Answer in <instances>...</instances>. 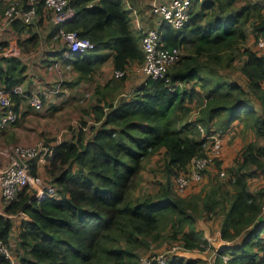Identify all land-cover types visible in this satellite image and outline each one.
I'll return each instance as SVG.
<instances>
[{
	"label": "trees",
	"instance_id": "trees-1",
	"mask_svg": "<svg viewBox=\"0 0 264 264\" xmlns=\"http://www.w3.org/2000/svg\"><path fill=\"white\" fill-rule=\"evenodd\" d=\"M125 1L68 0L75 15L60 27L94 44L72 59L79 80L90 78L110 58L114 70L142 62V35L135 36ZM30 2L20 0L21 8H30ZM235 3L193 0L183 27L155 25L160 46L182 52L168 69L167 79L146 77L129 99L109 103L105 110L93 108L98 126L92 128L91 138L84 137L81 127L69 140L47 143L46 175L56 193L37 198L24 187L0 206V243L21 264H138L134 249L146 245L147 239L156 240L161 226L180 233L177 242L184 250L201 249L194 228L198 213L207 220L222 217L224 244L212 264H264L263 198L250 191L252 179L264 173V48L259 47V40H264V2L247 0L239 9H234ZM32 6L36 10L32 24L10 23L19 33H31L19 42L25 47L37 44L34 31L44 18L51 19L44 0H34ZM250 23L259 51L245 46ZM57 29L56 25L50 29L47 38L61 43V57L66 47L53 39ZM5 47L6 43L0 44L1 50ZM24 71L18 58H0V87L9 90L20 85ZM237 74L246 79V87ZM192 81L199 83L201 92L182 87ZM193 98L202 103L194 120L186 121L191 108L185 103ZM20 99L15 98V111ZM252 102L260 104L261 115ZM236 121L244 122L256 139L245 145L233 165H221L229 172L228 181L215 184L216 189L210 188L204 196L180 197L173 181L203 151L198 125L207 135L218 133L224 138ZM155 154L161 155L165 185L156 195L134 199L143 161ZM216 164L220 167L217 160ZM29 174L39 176L34 161ZM15 218L20 223L12 240ZM184 225L188 230H183ZM0 264L10 261L0 254ZM167 264L195 261L173 255Z\"/></svg>",
	"mask_w": 264,
	"mask_h": 264
},
{
	"label": "rangeland",
	"instance_id": "rangeland-1",
	"mask_svg": "<svg viewBox=\"0 0 264 264\" xmlns=\"http://www.w3.org/2000/svg\"><path fill=\"white\" fill-rule=\"evenodd\" d=\"M250 1L264 2V0ZM245 3H247V0H236L234 9H239ZM1 4L2 10L4 11L6 9V6H8L9 4V0H3ZM152 15L154 14L152 13ZM154 16L157 17L156 15ZM156 19L158 20V18ZM155 27L156 26L154 25L149 26L147 28H144V31ZM246 28L249 32V40L245 46H249L250 48L258 50L257 40L252 32V23L248 24ZM134 34L135 36H141L142 32H134ZM8 41V47L3 51L0 49V58L13 57L14 54L12 53V51L17 52L15 48L11 47L14 43L13 39L9 38ZM55 45L60 46L61 43L59 42ZM20 57V61L25 68L23 74L24 78L25 76H27L29 80V78L31 77L33 78L34 76H39L44 82H46L47 78L45 79L44 77L46 76V74H48L46 71L37 69V67L28 68V61L26 60L28 56L21 55ZM59 65L60 66H58V70L53 71L54 74L52 75L56 80V84L59 86L58 94L61 93L64 96L63 101L61 99V102L59 103L58 107H56L55 111H53L52 107H50L48 104H44L41 108H44V111L41 113L35 112V110L38 109L34 110V108H30L28 106V102L23 101L22 110H19V117L21 119L19 118L20 120L18 119L16 124L11 126L9 129L0 131V170L6 168L10 164L12 148L14 147H28L38 143L47 144L48 142L53 144L64 140H69L73 137V135L78 133L77 129L81 127L85 133L84 137L86 139L91 138L93 134L92 128L98 126V123H96L94 120L95 114L93 108L101 106L105 110L109 103L115 105L121 102L122 99H126V96L130 93L131 89L134 88H128L127 85H121L120 83L114 82V79H112L110 74L108 76L106 74L103 75L100 70L104 67L105 64L97 70L95 75L82 80L78 79V74L72 71V67L68 69L65 67L64 63H60ZM51 66L49 65L48 67H46V70H48L49 73H51L50 71H52L51 69H49ZM131 68L132 66L130 67L126 78L128 80L134 79L136 82L137 80L134 75L138 73L134 70H131ZM234 76L238 77L239 74ZM102 77L104 78V80H102ZM110 83H112V86L110 85ZM85 84L92 85V90L88 89L85 90L86 92L83 91V86ZM185 86L189 89L196 88L198 90H201L199 83H196L195 81H192L188 85H183L182 87L185 88ZM85 93L88 94V99H83ZM200 103L201 101H198L197 98L191 103H185L186 107L191 108L186 121L194 120L200 107ZM46 106H48L47 109L45 108ZM216 128H218V126H216ZM201 138L202 137L200 134V139ZM241 139V144L239 142L236 143L234 139L230 141L224 140V146L229 150L230 157L232 155V161H234V158L239 155L240 150L242 149L241 148L239 150V147L244 145L246 136H242ZM225 147L223 148V150L225 149ZM159 157V155L155 154L143 161L140 178L137 181L138 185L133 193L134 199L146 194L156 195V191L161 187V184L162 187L165 185V174L162 167L163 162L161 159H159ZM47 161L48 160H46V162L44 163H41L43 164V167L42 172L39 174V176L42 178V180H44V182L50 183L51 179L46 175V168L48 167ZM217 161L220 163V167L216 164V162H213L208 167V169L205 170L202 181H200L197 185L190 187L183 193L178 192V195L182 198L204 196L206 192L210 190V188L212 190L216 189L215 184L222 185L223 183H226L229 178V172L225 171L226 176H222L221 174V171L224 170H222L221 165L226 162L223 155L221 159H218ZM251 186L254 190L264 193V175L260 178H253V180L251 181ZM33 187V184L30 183L26 186L25 191L34 196L35 189ZM259 196H262V194L259 193ZM1 205H3V203L0 201V206ZM225 208L226 204L222 206V209L225 210ZM221 218V216L215 215L211 219L207 220L205 216L200 215L199 213L195 215L194 228L199 232L201 249L191 251L184 250V248L182 247V243L177 242V240H179L180 233L174 234L171 226H168L166 228H163L161 226L159 237L156 240L147 239L148 243H146V245H141L140 247H138V249H134V253L139 256V259L146 256L159 254L167 255L170 259L173 248H177L174 252V254L176 253V256H181L184 259L193 258L196 261V264H212L213 256H215V254L218 252V249L224 244L221 243L219 239V227ZM19 223L20 220L18 218H15L14 229L11 233L12 240H16ZM188 228L189 227L187 225H184L183 230H188ZM179 247H181L182 249H179Z\"/></svg>",
	"mask_w": 264,
	"mask_h": 264
},
{
	"label": "built area",
	"instance_id": "built-area-1",
	"mask_svg": "<svg viewBox=\"0 0 264 264\" xmlns=\"http://www.w3.org/2000/svg\"><path fill=\"white\" fill-rule=\"evenodd\" d=\"M34 0L29 3L28 9L21 8L20 0H9L3 17L7 23L19 20L24 24H32L36 19V10L32 6ZM193 0H171L152 5L151 12L158 18L156 26L165 25L172 28H181L189 18V9ZM44 5L51 10V20L58 26L53 39L63 42L66 46L59 60L52 62L51 68L58 70L60 63L66 68L72 67V59L76 54H83L94 48V44L86 38H81L76 32H66L60 25L73 18L75 11L68 7V0H44ZM259 47L264 48V40H259ZM143 59L131 70L153 79H167V71L181 58L182 52L178 48H165L159 44V34L155 28L147 29L141 39ZM131 67V66H130ZM130 68L125 70H113V76L121 79L126 76ZM59 86L55 84L51 89L39 92L28 93L21 85L5 90L0 87V131L10 124H14L20 118L19 112L15 111V98H21L28 102L34 109H41L45 100L51 94H57ZM200 130L203 151L201 155L195 156L190 161L186 171L174 179V188L177 192L183 193L192 184L202 180L205 170L223 155L224 139L218 133L207 135L204 128L198 125ZM50 148L47 144L38 143L28 147L12 148L10 164L0 170V197L3 205L12 201L17 194L30 183L35 189V197L52 196L56 193L55 187L44 182L40 176L29 174L30 162L44 163L49 157ZM226 176L225 170L221 171ZM31 181V182H30ZM264 209V206H263ZM1 213V209H0ZM221 243H224L220 238ZM181 247H179L180 249ZM177 248H173L171 256ZM182 249V248H181ZM220 249V248H219ZM0 254L10 261V264H21L11 253L7 246L0 243ZM167 255L146 256L139 259L138 264H167Z\"/></svg>",
	"mask_w": 264,
	"mask_h": 264
},
{
	"label": "crops",
	"instance_id": "crops-1",
	"mask_svg": "<svg viewBox=\"0 0 264 264\" xmlns=\"http://www.w3.org/2000/svg\"><path fill=\"white\" fill-rule=\"evenodd\" d=\"M168 1H171V0H126L125 1V8L131 14L130 15L131 19H132L131 20V28H132L133 32H139V33L142 32V35H143V33L145 32L144 28H147V27L153 26V25L155 26L157 24V19L154 15H152V13L150 11L151 6L155 3H163V2H168ZM2 2H3V0H0V44L6 43L8 45V42H9L8 39L12 38L14 43L12 44L13 46H11V47L15 48L17 51V52L12 51V53L14 54L13 57H16L20 60L21 55L22 56L27 55L28 58L26 60L28 61V68L37 67V69H40L42 71H46L48 73V74H46V76H44L45 79L47 78L46 82H44L39 76H34L33 78L31 77V78H29V80H28L27 76H25V78H23V82L20 85L25 89L26 92L31 93V94H33V93L35 94V93H39V92L51 89L56 84V80H55L54 76L52 75V74H54L53 71H55V70L50 67L49 69H51L52 71H50L51 73H49V71L46 70L47 69L46 67H48L49 65L51 66L52 62L59 60L60 51H61L59 46L55 45V43L51 39L48 40V38H47L49 30L52 29L55 26V24L53 23V21L51 19L44 18L42 25L39 28H37L36 31H34L37 33V36H38L37 44L34 47L30 46V45H28L26 47H25V45H20L19 42L22 43L23 40L28 39L31 36V33L27 32V31H22L19 33V32L12 29L11 25L9 23H7L5 21V19L3 18V10L1 7ZM5 33H7V34H5ZM7 47L3 48L2 51L5 50ZM104 64H103L104 67L101 68V70H100L103 75L106 74L108 76L110 74L112 79H114V82L120 83L121 85H127L128 88L134 87L133 89H131L130 93L128 94L130 96L132 95L131 94L132 92H134L136 89H138L142 85V83L144 82V79L146 78L142 74L138 73V74L134 75L136 80H137L136 82L134 79L128 80L127 78H125L124 80H120V79L115 78L113 76L114 68L112 66L111 58L108 59ZM133 64H135V63H133ZM133 64L131 65L132 67L135 66ZM103 69H104V71H103ZM95 74L96 73H94L93 75H95ZM237 79L239 80L240 84L243 87H246L247 81L244 77H242V76L237 77ZM102 80H104L103 77H102ZM190 83H188V84H190ZM110 85L112 86V83H110ZM91 87H92V85L85 84L83 86V91L88 90V89L92 90ZM195 90L201 92V90H198L196 88H195ZM128 95H127V97H128ZM63 97L64 96L61 93L60 94H58V93L57 94H51L50 96H48L46 98L45 104H48L50 107H52V110L55 111L56 107H58L59 103L61 102V99L63 101ZM127 97H126V99H129V97L128 98ZM86 98L88 99L87 93H85V95L83 96V99H86ZM126 99H123L122 101H124ZM194 100H196V98H193L191 102H193ZM23 101H26V100L20 99V101L18 103V112L20 109L22 110ZM191 102H189V103H191ZM252 106L257 110L258 114L261 115L262 109H261L260 104L258 102H252ZM30 108H32V107H30ZM45 108L47 109L48 106H46ZM43 109H41V110H35L34 109V110L37 113H41L44 111ZM15 124L16 123L10 124L7 127H5V129H3V130L9 129L11 126H13ZM244 135L246 136V141H245L243 146L239 147V150L241 148L243 149L246 144H248L251 141H254L256 138L254 136V133L251 131V129H246L244 122L236 121L227 130V132H224L223 137H224V140L230 141V140L234 139L236 141V143L239 142L241 144L242 143L241 137ZM241 150H240V152H241ZM159 156L161 157V155H159ZM160 157H159V159H160ZM223 157H224V160L226 161L225 163L222 164L223 167L225 166L224 168L230 167L231 165H233L235 158H234V161L231 160L232 155L230 157L229 150L226 149V147L223 150ZM36 165H37L38 173L40 174L42 172L43 164L36 163ZM263 175H264V173H259L254 178H260V177H263ZM250 184H251V182H250ZM250 191L253 192L256 196L259 193L262 194L263 206H264V193L254 190L252 188V186H250ZM0 201H1V197H0ZM263 220H264V209H263ZM219 233H220V227H219ZM191 259H193V258H191ZM195 264H196V261H195Z\"/></svg>",
	"mask_w": 264,
	"mask_h": 264
}]
</instances>
